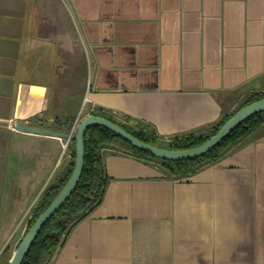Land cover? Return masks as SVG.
I'll return each instance as SVG.
<instances>
[{"label": "crops", "instance_id": "crops-1", "mask_svg": "<svg viewBox=\"0 0 264 264\" xmlns=\"http://www.w3.org/2000/svg\"><path fill=\"white\" fill-rule=\"evenodd\" d=\"M59 5L69 26L39 18L35 0H0L6 181L36 191L69 157H61L65 139L19 132L10 127L16 121L66 132L86 107V115L105 113L167 141L218 126L244 97L264 91V0ZM103 162L101 203L51 264H264V123L187 178L112 149Z\"/></svg>", "mask_w": 264, "mask_h": 264}, {"label": "trees", "instance_id": "trees-1", "mask_svg": "<svg viewBox=\"0 0 264 264\" xmlns=\"http://www.w3.org/2000/svg\"><path fill=\"white\" fill-rule=\"evenodd\" d=\"M263 98L264 91L250 93L244 97L238 107L218 126L201 133L177 137L167 141L161 139L156 133L144 129V127L141 129H138V127H130L116 121L105 113L92 114L104 117L116 123L127 132L146 143L179 151L191 149L203 144L215 135L221 126L239 109ZM57 123L60 124V121H57ZM263 123L264 112L249 117L213 150L202 157L188 161H172L155 157L131 146L104 127H89L84 136V168L79 183L62 208L42 228L22 264H51L53 256L65 243L72 229L101 203L109 182V177L107 176L103 162V153L106 149H112L145 162L155 163L169 176L175 178H187L206 165L217 161ZM31 126L44 128V125L37 121L32 122ZM72 128L73 125L70 124L63 130L70 133ZM160 143L165 145L162 146ZM68 155L69 157L65 168L63 170H58L53 174L36 201L30 207V215L24 234L27 232L28 228L32 226L39 215L51 204L68 181L74 167V140H70L69 142ZM21 239L22 238H19L18 241L14 243V248L11 247L10 242L5 245L1 253L4 259L2 264L9 263V260Z\"/></svg>", "mask_w": 264, "mask_h": 264}, {"label": "water", "instance_id": "water-1", "mask_svg": "<svg viewBox=\"0 0 264 264\" xmlns=\"http://www.w3.org/2000/svg\"><path fill=\"white\" fill-rule=\"evenodd\" d=\"M264 112V98L253 103H250L241 109H239L229 120H227L221 128L213 135L209 140L203 144L187 149V150H170L159 146L146 143L125 129L117 125L116 123L94 114L86 115L76 127L75 133H68L63 131H57L47 128H41L24 124L20 121L14 123V129L28 134L44 135L51 137H58L65 140L75 141V159L72 173L57 194L51 204L39 215L35 222L28 228L27 232L23 235L21 241L15 248L8 264H22L24 258L28 254L36 237L46 225V223L62 208L65 202L70 198L72 193L77 187L81 178L84 168V136L87 129L91 126H101L107 130L113 132L122 140L130 144L131 146L149 153L155 157L172 160V161H188L204 156L211 150H213L220 142H222L230 133H232L243 121L251 116Z\"/></svg>", "mask_w": 264, "mask_h": 264}, {"label": "rangeland", "instance_id": "rangeland-1", "mask_svg": "<svg viewBox=\"0 0 264 264\" xmlns=\"http://www.w3.org/2000/svg\"><path fill=\"white\" fill-rule=\"evenodd\" d=\"M35 2L37 5V16L39 18L42 16H47L51 14L53 18L58 17V21H62L63 18L62 16H60L61 12L59 8L60 0H35ZM62 23H65V21H62ZM65 24L66 25L68 24L69 26L68 22H66ZM70 43L72 42H69V44ZM78 63H79V60H78ZM79 65L80 64H78V66ZM85 98L86 96L84 97L83 102H85ZM85 116H86V107L85 109H83L81 113L80 121ZM80 121L78 123H80ZM10 127L14 128V123H11ZM75 132H76V128L73 133ZM1 136L3 137V135L0 133V137ZM6 143H7V148L9 149L12 143L11 140L10 141L7 140L5 144ZM160 145L164 146L165 144L160 143ZM2 160H3L2 163L5 164L6 157L4 156ZM56 171H57V167L53 171L52 175L50 176V179ZM7 174L8 176H5L4 174L3 177H10L11 173H7ZM4 179L5 178H2V173L0 171V264H2V261L4 260L1 253H2L3 248L5 247V246L2 247V244H3V239L5 238L7 229L9 227L15 226L13 229V232H11V234L9 233L10 235L6 242V244L10 242L11 247L14 248V243L17 242L19 238L23 237L24 232L26 230L27 221L30 215V207L36 201L39 194L44 188L43 187L41 189H36L35 191V190H31L30 188H28L29 185L27 184V181L22 182L21 181L22 179L20 180L14 179V180H7V181ZM6 183H7V186H6ZM3 185L6 188H4ZM2 191H3V194L5 192V194L7 195L8 197L7 199L6 198L2 199ZM16 197L17 199H15ZM16 210H18V213H19L18 223L15 222L16 220L13 221L17 217V214L15 213Z\"/></svg>", "mask_w": 264, "mask_h": 264}, {"label": "built area", "instance_id": "built-area-1", "mask_svg": "<svg viewBox=\"0 0 264 264\" xmlns=\"http://www.w3.org/2000/svg\"><path fill=\"white\" fill-rule=\"evenodd\" d=\"M87 101V98H85V102ZM75 130V126L73 127L71 133H73ZM69 142L70 140H65V142H63L62 144V153H61V157L65 156L66 153H68V146H69Z\"/></svg>", "mask_w": 264, "mask_h": 264}]
</instances>
